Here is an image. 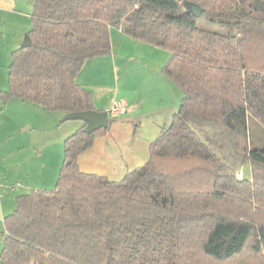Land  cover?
I'll use <instances>...</instances> for the list:
<instances>
[{
  "label": "trees",
  "instance_id": "obj_1",
  "mask_svg": "<svg viewBox=\"0 0 264 264\" xmlns=\"http://www.w3.org/2000/svg\"><path fill=\"white\" fill-rule=\"evenodd\" d=\"M31 18L0 100L94 109L75 77L110 52L112 26L170 52L162 72L182 97L120 180L78 167L105 127L69 134L54 187L17 194L4 215L0 264H264V0H34Z\"/></svg>",
  "mask_w": 264,
  "mask_h": 264
},
{
  "label": "crops",
  "instance_id": "obj_2",
  "mask_svg": "<svg viewBox=\"0 0 264 264\" xmlns=\"http://www.w3.org/2000/svg\"><path fill=\"white\" fill-rule=\"evenodd\" d=\"M33 5L34 0H0V91L9 84L12 52L32 26ZM119 33L126 37H120L127 41L125 44L134 39L112 26L110 52L86 59L75 77L91 91L94 109L107 110L116 101L124 104L117 114L108 113L111 121L105 131L77 157L81 171L110 180H120L147 161L150 143L170 123L182 97L176 83L162 72L170 53L165 52V61L158 64H133L131 58L117 62L112 48ZM131 43L149 54L159 47L137 39ZM48 111L15 96L0 100V233L4 229L3 217L14 209L17 194L47 188L56 179L64 158L59 143L66 132L84 123L68 122V128H64L65 124L49 125ZM49 131L55 133L52 136L56 142L52 141V147L46 150Z\"/></svg>",
  "mask_w": 264,
  "mask_h": 264
},
{
  "label": "rangeland",
  "instance_id": "obj_3",
  "mask_svg": "<svg viewBox=\"0 0 264 264\" xmlns=\"http://www.w3.org/2000/svg\"><path fill=\"white\" fill-rule=\"evenodd\" d=\"M196 24L198 26H201V27H204V28H208V29H211V30H214V31H219V32H226L228 30V28L226 26H223L221 24H217V23H213V22H210L206 19H203V18H197L196 19ZM114 29H117L116 26H113ZM124 36L123 34L119 33V40L117 42H115L113 48H112V56H114V58L117 60V62H121V61H124V59L128 60V58H131L129 59V61L131 63H135V64H138V63H141V62H146V63H153V64H158V63H163L165 61V52L168 53L169 55V51L167 49H164L162 47H157L158 49L153 51L152 53L149 54V52L146 50L144 52V50H141L139 48H137V46L135 44H132L131 42H135V39H132V41L130 43H127L125 44L126 42H123L120 37ZM124 38H126L124 36ZM144 44H148V43H144ZM149 45V44H148ZM145 46V45H144ZM155 48V47H154ZM140 54H143L142 56H140ZM150 55V56H149ZM49 125H54L56 126L57 124H65L63 127L64 128H68L66 124H68V122H79V124L81 125L83 123V121H81L80 119H65L63 121H61L62 117L64 114H61V111L60 110H49ZM60 122V123H59ZM255 131H259L258 133L262 136V132L261 130H259L258 128L254 127L253 128ZM68 131V130H66ZM74 130H69V132H66L65 133V136L62 138V141L59 143L61 146H63L64 144V139L73 132ZM51 132V131H49ZM51 134V135H50ZM55 134L53 132L49 133V146H48V149L46 150H49L50 147H52L51 145L53 144V142H56V140L54 139L55 137H53L52 135ZM64 147V146H63ZM62 152V155H63V151L61 150ZM61 155V157H62ZM61 164V162H60ZM61 166V165H60ZM48 169L50 170V167H48ZM241 171V174H242V177H249L250 176V166L248 163H245L244 165L238 167L236 170H235V175L236 177H238V172ZM102 176V175H100ZM105 177V176H103ZM57 178V174H56V177ZM55 182H56V179L53 180V182H49L50 184H48L49 186H47V188H53L54 185H55ZM18 191L15 190L14 191V194H17ZM15 207V206H14Z\"/></svg>",
  "mask_w": 264,
  "mask_h": 264
},
{
  "label": "water",
  "instance_id": "obj_4",
  "mask_svg": "<svg viewBox=\"0 0 264 264\" xmlns=\"http://www.w3.org/2000/svg\"><path fill=\"white\" fill-rule=\"evenodd\" d=\"M186 6L195 16H199L202 12L201 6L195 3L187 2ZM29 44H30V36L28 33H25L19 46L24 47ZM65 119L82 120L85 124V130L88 132H91L101 127L106 128L109 124L108 111L106 109L104 110L87 109V110H81V111H70V112L64 113L62 120H65Z\"/></svg>",
  "mask_w": 264,
  "mask_h": 264
},
{
  "label": "built area",
  "instance_id": "obj_5",
  "mask_svg": "<svg viewBox=\"0 0 264 264\" xmlns=\"http://www.w3.org/2000/svg\"><path fill=\"white\" fill-rule=\"evenodd\" d=\"M124 108V104L123 102H120V101H116L114 102L108 109V113L112 114V115H115L117 114L118 112L122 111V109ZM239 178L242 177V174H241V171L238 172V175H237ZM0 195H1V192H0Z\"/></svg>",
  "mask_w": 264,
  "mask_h": 264
}]
</instances>
